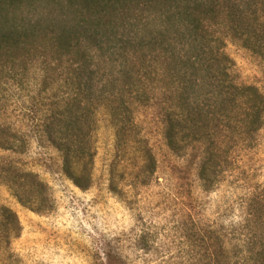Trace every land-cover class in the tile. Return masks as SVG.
I'll list each match as a JSON object with an SVG mask.
<instances>
[{"label":"rangeland","instance_id":"374dc122","mask_svg":"<svg viewBox=\"0 0 264 264\" xmlns=\"http://www.w3.org/2000/svg\"><path fill=\"white\" fill-rule=\"evenodd\" d=\"M221 47L233 62L234 82L264 96V61L227 38ZM117 55L90 53L103 105L91 134L93 159L82 163L91 176L87 190L64 175L60 154L42 138L43 107L55 93H43L39 69H0V126L18 135L17 151L0 149V162L36 174L48 188L38 213L0 184V204L21 225L10 243L0 238V264L257 263L264 252V125L252 141L225 137L221 169L207 189L197 174L199 151L191 147L177 156L166 145L161 84L147 87L148 103L140 102V93L122 97ZM121 102L129 108L132 139L116 149L110 106ZM146 148L154 156L153 173L141 170Z\"/></svg>","mask_w":264,"mask_h":264},{"label":"trees","instance_id":"16d2710c","mask_svg":"<svg viewBox=\"0 0 264 264\" xmlns=\"http://www.w3.org/2000/svg\"><path fill=\"white\" fill-rule=\"evenodd\" d=\"M226 38L264 61V0H0V69H39L43 93H55L43 107L42 138L82 190L91 184L82 163L93 159L91 134L102 104L93 50L118 52L122 97L140 93L148 103L147 87L158 80L166 145L177 156L199 151L198 178L209 188L225 137L252 141L264 125V96L234 82L233 62L221 47ZM110 108L119 149L130 143L133 124L127 103ZM17 143V133L0 126V149L16 152ZM142 157L141 170L153 173L152 152L146 148ZM1 183L21 206L43 211L48 188L36 174L0 162ZM20 233L17 214L0 204L1 240ZM255 264H264V252Z\"/></svg>","mask_w":264,"mask_h":264}]
</instances>
